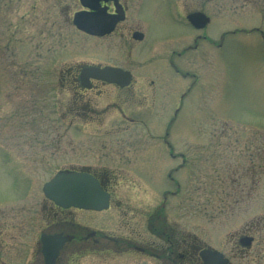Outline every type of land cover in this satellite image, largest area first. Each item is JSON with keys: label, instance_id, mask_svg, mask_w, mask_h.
Returning a JSON list of instances; mask_svg holds the SVG:
<instances>
[{"label": "flooded vegetation", "instance_id": "af4514ba", "mask_svg": "<svg viewBox=\"0 0 264 264\" xmlns=\"http://www.w3.org/2000/svg\"><path fill=\"white\" fill-rule=\"evenodd\" d=\"M43 1L48 2L47 8L56 10L54 15H58L49 18L47 24H57L62 17L86 45L81 57L75 62H62L65 68L58 70V86L67 91L68 97L51 100L53 115H48L46 111L50 109L41 106L34 109L41 117L33 122L37 145L31 148L50 155L63 152L70 155L66 150L61 151L62 144H55V137H59L57 141L60 142L67 127L79 121V127L83 129L74 132L83 136L82 141L86 142L80 145L81 151L61 158L60 170L92 173L110 193L108 209H112L114 201L118 209L111 210L114 219L110 228L99 227L89 220L93 218L83 214L77 218L75 212L104 210L64 208L47 199L44 225L36 234L34 246L30 252L28 250L29 256L28 252L26 254V264H205L201 250L209 245H200L197 236L184 231L172 210L167 209L169 198L176 197L182 188L176 171L189 166L197 168L200 152L198 146L177 149L171 139V127L184 99L198 81L195 69L199 60L201 66L213 69L215 55L227 56L239 41L256 46L264 42V0ZM43 1L35 0L34 7ZM77 13H81L78 18L81 26L74 20ZM196 13L201 15V23L198 17L192 19ZM92 66L119 68L115 75L117 80L107 81L92 75L86 70ZM179 78L190 81L189 85L182 86ZM168 101L171 102L169 123L164 134L159 132L160 129L154 132L148 121L159 117ZM108 120L116 124L103 128L105 122L110 125ZM48 121L51 124L47 126ZM125 122L144 125L143 133H134V136L144 137L145 144L139 146V140L135 139H116L124 132H132L130 123ZM253 134L260 136V133ZM92 136L97 138L93 143L87 141ZM148 140L159 144L151 145ZM159 147L165 148L164 152ZM249 156L262 161V145L257 144ZM147 159L152 163L156 159H168L161 180L176 187L171 190L164 187L161 196L155 194L153 187L144 183L134 169ZM254 164V177L251 178L257 184V162ZM125 169L134 170L138 175L133 176L138 182L135 184L144 185L143 194L137 193V198L130 204L119 198V185L123 179L127 182L131 179L123 178L116 170ZM248 170L247 174L252 175L250 168ZM141 202L143 208H140ZM256 222L239 229V245H234L236 254L249 253L255 245L256 232L261 228ZM43 234L66 238L53 262H48L43 251ZM248 236L253 237L249 245L244 240ZM5 246V231L0 226V250ZM219 250L230 259L228 264H232L233 257L222 248ZM0 264H6L1 251Z\"/></svg>", "mask_w": 264, "mask_h": 264}, {"label": "rangeland", "instance_id": "374dc122", "mask_svg": "<svg viewBox=\"0 0 264 264\" xmlns=\"http://www.w3.org/2000/svg\"><path fill=\"white\" fill-rule=\"evenodd\" d=\"M34 2L0 0V226L5 231L6 242L5 249L0 251L6 264L27 263L26 254L44 225L47 199L43 185L60 170L61 158L67 155L32 150V145H37L33 122L41 117L34 109L41 106L50 109L46 111L48 115L52 114L51 100L68 97L67 91L58 86V70L65 68L62 62H75L81 57L86 45L62 17L57 24H47V20L58 16L54 15L56 10L47 8L48 2L43 1L37 7ZM231 49L227 56L215 55L213 69L201 66L199 60L195 69L198 81L184 99L171 127V139L177 149L198 146L200 152L197 168L189 166L176 171L182 188L176 197L169 198L167 209L172 210L184 231L197 236L200 245L208 244L229 253L233 257L232 264H264V42L256 46L239 41ZM178 80L185 87L190 83L183 78ZM170 105L168 101L159 117L149 119L154 132L160 129L164 134L170 120ZM108 123L110 125L105 122L103 128L116 124L111 120ZM125 123H130L132 132H124L116 139H135L139 140V146L145 144L144 137L134 136V133H143L144 125ZM79 126L80 122L74 121L60 142L57 141L60 138L55 137V144L64 146L61 151L72 155L82 150L80 145L86 141L74 132L83 129ZM255 132L260 136L255 137ZM87 139L93 143L97 138ZM257 144L262 145V161L259 162L249 156ZM164 159H156L154 163L147 159L134 168L143 182L149 183L160 196L164 187H173L161 180L162 169L169 164L168 159ZM254 161L257 162V184L251 178L254 177ZM248 168L252 175L247 174ZM116 171L123 178L131 179L129 182L123 179L118 188L119 198L130 204L137 193L143 194L144 185L135 184L138 182L133 176L138 175L134 170ZM116 203L113 202L112 211L118 209ZM141 204L143 208V202ZM111 210L76 211L75 216L80 218L83 214L93 218L89 220H93L94 225L110 228L114 219ZM255 221H261L256 222L261 228L256 232L255 245L249 253L236 254L234 245H239V229L249 223L254 225Z\"/></svg>", "mask_w": 264, "mask_h": 264}, {"label": "water", "instance_id": "95a60500", "mask_svg": "<svg viewBox=\"0 0 264 264\" xmlns=\"http://www.w3.org/2000/svg\"><path fill=\"white\" fill-rule=\"evenodd\" d=\"M80 14L77 13L74 19L78 26H81L78 20ZM197 17L201 23V15L197 13L193 14L192 19H197ZM86 70L98 78L108 81L117 80L115 77L117 69L115 67L106 66L101 68L92 66ZM43 190L48 198L64 207L74 205L84 208L103 209L109 206L110 194L105 191L94 175L85 171H60L44 184ZM41 240L48 262H53L66 238L62 236L50 237L43 234ZM244 240L249 245L252 237H244ZM201 257L205 264H228L229 262V259L222 252L212 248L202 249Z\"/></svg>", "mask_w": 264, "mask_h": 264}, {"label": "trees", "instance_id": "16d2710c", "mask_svg": "<svg viewBox=\"0 0 264 264\" xmlns=\"http://www.w3.org/2000/svg\"><path fill=\"white\" fill-rule=\"evenodd\" d=\"M258 264H261V263H258Z\"/></svg>", "mask_w": 264, "mask_h": 264}]
</instances>
